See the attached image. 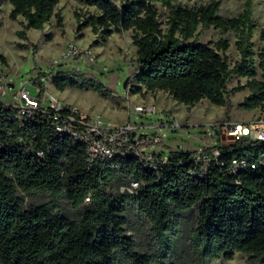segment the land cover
<instances>
[{
  "label": "trees",
  "instance_id": "1",
  "mask_svg": "<svg viewBox=\"0 0 264 264\" xmlns=\"http://www.w3.org/2000/svg\"><path fill=\"white\" fill-rule=\"evenodd\" d=\"M0 1L12 5L9 18L22 17L25 29L42 31L53 17L63 28L56 11L59 0ZM75 1L97 11L84 23L78 20L79 34L91 27L104 44L114 32L133 31L137 65L132 94L164 91L188 108L208 100L226 108L229 116L227 87L240 77L248 81L232 92L247 89L250 94L238 107L264 114V48L256 53L253 42L255 31L264 40V25L253 19L254 0H246L233 17L220 14L219 0L194 7L180 0ZM157 4L169 12L166 30ZM199 26L218 29L221 38L214 45L200 42ZM229 32L236 36L240 56L232 68L225 56ZM19 35L27 39L24 31ZM0 61L5 63L1 55ZM51 82L59 92L112 96L98 79L76 70L58 71ZM35 84L39 104L29 113L0 103V264H203L230 261L238 253L264 264V142L244 137L199 154L170 150L158 170L129 154L93 157L73 134L81 127L67 120L70 109L42 107L46 89L39 78ZM234 161L246 167L233 172ZM113 182L120 189L116 196L108 191ZM133 183L139 186L130 193ZM19 192L63 196L82 215L70 220L50 203L25 208ZM195 207L189 252L179 253V214ZM131 209L146 219L157 256L140 252L128 235Z\"/></svg>",
  "mask_w": 264,
  "mask_h": 264
},
{
  "label": "rangeland",
  "instance_id": "2",
  "mask_svg": "<svg viewBox=\"0 0 264 264\" xmlns=\"http://www.w3.org/2000/svg\"><path fill=\"white\" fill-rule=\"evenodd\" d=\"M213 0H180L185 6L194 7L208 4ZM220 14L233 17L243 11L246 0H219ZM9 2L0 1V55L5 59L0 61V77H5V84L0 95V103L15 105V91L24 83H30L28 91L32 96L37 95L36 79L43 82L46 92L42 99L48 105L50 96L55 97L62 105H69L87 113L95 115L107 123L114 125L126 122H136L141 127V138L150 141L151 137L158 139L160 150L166 152H197L201 153L214 146H226L233 143L226 133V128L234 124L248 125L252 122L264 120L260 110L250 111L238 107L244 98L250 94L246 89L232 92V89L245 85L248 79L233 77L228 84L232 110L226 115V108L213 105L208 100H202L191 108L173 100L164 91H145L134 95L133 74L137 65V48L133 44V31L114 32L102 43L100 34L95 35L91 27L77 31L79 23H84L92 14H97L94 8L84 6L75 0H59L56 11L63 18V28H59L53 17L42 31L25 29V20L19 17L16 21L9 18L12 10ZM159 21L164 30L168 28L169 12L157 4ZM78 14L79 17H76ZM253 19L264 25V0L253 1ZM24 31L27 39L20 37ZM230 47L225 52L229 66L232 68L240 60L236 49V36L227 34ZM50 38V39H49ZM196 38L205 44L214 45L221 38L218 29L201 26L196 31ZM254 49L258 53L264 48V40L259 39V32L253 36ZM25 46V47H24ZM36 47V48H35ZM35 48V50H34ZM76 70L99 80L111 92L110 98H103L92 90L67 89L59 92L51 82V77L58 71ZM45 74L47 77H41ZM127 85L124 87V83ZM139 105H153L159 113L147 115L136 113ZM111 195L120 193L118 182H113L108 188ZM24 200V207L50 203L55 212L61 213L70 220L78 219L82 209H74L63 196L53 197L48 192L25 194L19 192ZM197 207L188 213L179 214L180 226L176 241L179 253H188L190 239L197 223ZM128 235H131L142 253L158 255V248L154 242L150 227L146 219L137 210L128 212ZM203 264H259L247 255L236 254L233 260H215Z\"/></svg>",
  "mask_w": 264,
  "mask_h": 264
},
{
  "label": "built area",
  "instance_id": "3",
  "mask_svg": "<svg viewBox=\"0 0 264 264\" xmlns=\"http://www.w3.org/2000/svg\"><path fill=\"white\" fill-rule=\"evenodd\" d=\"M5 81V77H0V95ZM28 86H32V84L24 83L15 91L13 97L15 105H11L21 110L23 114L38 108L39 104L37 95L40 88L36 85L37 95L32 96L28 91ZM49 103L48 105L42 103V107H51L57 112L64 107L70 109L67 120L71 123H77L81 127L80 131L75 130L73 134L86 143L88 151L93 157L101 156L110 160L115 155L125 157L129 154L140 158L147 167L153 170H158L159 166L164 165L168 161L169 153L164 149L160 150L158 147L160 141L158 139L151 137L149 142L144 138L140 140L141 127L136 122H126L118 125L107 123L97 115L90 117L78 108L62 105L53 96H50ZM135 111L136 113H146L147 115L159 113L153 105H139L135 107ZM76 115H78V118ZM58 130L61 131V129ZM226 133L232 138L233 142L244 137L264 142V120L255 121L248 125H231L226 128ZM215 155H218V152H215ZM240 167H246L245 162L241 161L238 163L234 161L233 172H236ZM138 186V183H133L128 191L133 193Z\"/></svg>",
  "mask_w": 264,
  "mask_h": 264
},
{
  "label": "water",
  "instance_id": "4",
  "mask_svg": "<svg viewBox=\"0 0 264 264\" xmlns=\"http://www.w3.org/2000/svg\"><path fill=\"white\" fill-rule=\"evenodd\" d=\"M127 85V81L124 83V87Z\"/></svg>",
  "mask_w": 264,
  "mask_h": 264
},
{
  "label": "crops",
  "instance_id": "5",
  "mask_svg": "<svg viewBox=\"0 0 264 264\" xmlns=\"http://www.w3.org/2000/svg\"><path fill=\"white\" fill-rule=\"evenodd\" d=\"M256 110H258V109H256ZM256 110H252V111H256ZM83 112V111H82Z\"/></svg>",
  "mask_w": 264,
  "mask_h": 264
}]
</instances>
